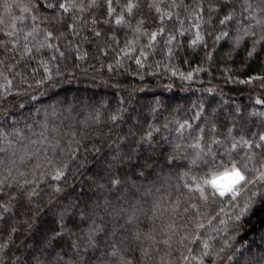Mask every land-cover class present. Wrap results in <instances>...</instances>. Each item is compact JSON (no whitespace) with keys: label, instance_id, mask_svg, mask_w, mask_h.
<instances>
[{"label":"trees","instance_id":"1","mask_svg":"<svg viewBox=\"0 0 264 264\" xmlns=\"http://www.w3.org/2000/svg\"><path fill=\"white\" fill-rule=\"evenodd\" d=\"M123 3H126V0H121V4ZM185 3L193 4V0H185ZM236 6H239L238 0ZM217 7L221 8V5L217 4ZM175 11H178L181 19L184 20L182 27L190 28L193 23L190 13L184 12L183 9ZM103 12L104 9L101 7L93 11L92 16L87 13L84 16L89 21L92 17L103 21L105 19ZM32 14L34 13L22 12L21 7L17 6L14 0H9L7 12L0 8V15H4L6 21L16 16ZM43 14L41 11V15ZM152 15H155L154 11ZM141 16L147 17L146 26L150 30H155L146 5L142 6L137 19ZM218 18H222V14H214L212 23L204 25L201 29L204 43L195 49L189 46L193 38L191 32H186L185 35L178 36L177 42H174L176 53L174 57L166 58L161 54L149 55L144 60L143 68H138L133 60H124L123 68H116L111 72L108 71L107 65L114 64L116 59L121 58L117 53L124 46L126 38H132V29L114 24L85 25L77 22L79 36L68 32L59 40L52 41L65 53L64 57H60L55 49H42L28 61L26 69H17L25 73L32 87L14 81V89L19 88L20 94L13 92L0 99V109H2L0 116L3 117L0 125L10 129L15 124L24 129L26 134L31 135V131L39 133L41 125L47 123L50 129H57L56 132L49 131V140H52L53 144L59 141V147L55 150L46 144L48 150L42 151L36 159L28 162L27 167L22 166L20 169L28 173V179L37 177L34 183L38 185L40 195L34 198V205H46L50 199L53 204L59 206L67 205L71 201L79 205L74 210L70 209V212L77 217L78 223L81 211L93 215L98 213L99 216L104 217L108 228L111 229L112 223H108L109 218L103 211L105 200L110 201L111 207L114 208H130L134 205L148 207L153 200H160L162 208L169 207L176 200H181L182 203L185 201L198 203V194H190L183 187L188 182L184 173L199 177L204 175L206 169L201 167L199 170H190L188 161L180 158L183 153L177 154L173 163H168L173 148L171 144L164 143L162 137L175 139L176 133L172 129L176 125L172 121L188 120L194 126L208 128L216 125L217 134L214 138L221 140L228 137L229 128L232 129V136L237 140L241 136L253 138L254 132L264 133V115H259L264 113V104L256 103L257 99L264 100V88L259 86V81L254 85L234 82L252 75H264V49L258 46L259 55L249 58L247 53L251 50V40L245 37L237 47L235 39L238 35V25L236 23L220 25ZM131 22L134 28L135 20ZM33 23L28 19L19 26L24 31H29ZM40 26L50 28V25L45 23H41ZM58 27L60 31H66L63 26ZM180 27L178 21L167 22L169 31ZM93 30L103 34L97 38L92 34ZM223 31L229 33L228 37L216 41L215 36ZM112 36H115V41L111 39ZM166 38L165 36L163 39ZM41 39L43 35L37 37V40ZM140 43L141 45L147 43V39L141 37ZM162 47V44L157 45V51ZM84 53L88 55L80 60L79 57ZM133 55L138 56L139 53ZM52 56H56L57 59L51 60ZM41 61H47V67L53 70V81H46L44 85L37 86L36 81L48 75L40 67ZM169 68L178 69L185 75L193 72V78L184 80L179 75L172 76ZM196 68L203 70L195 72ZM57 69L63 74L62 76L55 75ZM33 96L36 99H32ZM79 100H83L84 104H80L75 111L69 112V103L65 101L78 103ZM157 101L159 104L156 103ZM117 108L122 109L121 119L113 124L109 117ZM93 111L99 113L101 123H91L85 127L76 122L83 120L86 113ZM197 113L200 114V119H194ZM165 123L169 124V129L162 128L160 133H154L155 140L151 148L146 144L143 145L144 151H138L132 163H122L113 169L126 183L118 189L110 188L106 170L111 164L112 157L116 155L117 148L121 152H127L130 146H135L133 142L148 130L150 124L160 127ZM25 125H30L31 131ZM72 132L76 135L72 136ZM32 138L36 139L35 136ZM230 143V140H226L219 151L223 152L225 148L230 147ZM212 147L215 150L217 146ZM96 149H99V152ZM72 152H75L74 160L71 158ZM48 159L52 160V165H48ZM37 163L41 167L34 173L30 172L29 169ZM63 164H68L66 170L68 176L64 183L52 181L50 176L38 178L41 172L54 173L55 169L62 167ZM141 171L143 175H140ZM97 184H104V189H98ZM57 186L62 187L63 191L53 192V188ZM145 192L149 195L145 196ZM253 199L255 202L239 221H236L235 217L240 214L247 196L244 200L238 201L236 206L229 204L227 199L221 202L219 198L217 203L202 206L205 212L211 209L219 212L220 208L224 209L219 218L207 226L206 234L216 237L212 243L219 251V256L213 257L215 264H250V262L264 264V200L259 197ZM145 200L149 202L148 205H145ZM94 202L100 204L99 209L95 208ZM16 203L13 201L14 205ZM24 211V208L14 207L12 213L6 216V223L0 234V243L8 244L4 250L5 264H37L36 257H39L41 264H59L57 253H60L65 261L73 259L74 253L68 247V241L75 239L74 235L69 237L65 234L63 240L58 237L49 244L39 221L32 230H28L23 221L29 217L23 214ZM215 212L212 215H215ZM51 218L52 214L48 213L42 215L40 219L49 221ZM167 219L168 215L165 213L162 219L156 220V224L166 222ZM220 220L227 223L221 225ZM146 222L150 223L141 217L140 226L143 227ZM90 223L91 221H88L81 226L87 229ZM100 223L101 221L97 219V224ZM119 223H123V220ZM205 223L207 225V220ZM236 225L239 227H235ZM11 226L16 227L18 231L9 241L8 231ZM212 229H217L218 234ZM75 231L78 229H74ZM125 235L128 233L123 230L119 231L116 237H112L110 233L98 234L100 249L104 250L105 241L119 240ZM135 246V243H131L132 248ZM124 247L128 249V241L125 242ZM91 255L92 253H89L86 257L88 264H98L91 259ZM95 255L99 256L100 252H96ZM129 259L133 264H138L137 255H129Z\"/></svg>","mask_w":264,"mask_h":264},{"label":"snow or ice","instance_id":"2","mask_svg":"<svg viewBox=\"0 0 264 264\" xmlns=\"http://www.w3.org/2000/svg\"><path fill=\"white\" fill-rule=\"evenodd\" d=\"M14 3L21 7L22 12L34 14L16 16L8 21L4 15H0V57H2L0 58V99H4L13 92L20 94L19 88L14 89V81L17 84L32 87L25 73L17 69H26L28 61L34 58L35 53H40L42 49H55L60 57H64L65 53L60 51L52 41L59 40L68 32L79 36L77 22L85 25L88 23L92 25L114 24L132 29V38H126L124 46L117 53L121 58L116 59L114 64L107 65L110 72L116 68H123L124 60H133L138 68H143L144 60L149 55L161 54L166 58L174 57L176 55L174 42H177L178 36H183L186 32H191L193 38L189 46L195 49L204 43L201 29L204 25L212 23L214 14H222V18H218L220 25L227 26L230 23L238 25V35L235 39L237 47L245 37L251 40V50L247 53L249 58L259 55L258 46L264 49V0H238V7L236 6L237 0H215V2L193 0V4H186L185 0H126V3L123 4H121V0H14ZM217 4L221 5V8H218ZM144 5L149 10V17L155 30H150L146 26L147 17L141 16L137 19V14ZM101 7L104 9L105 19L103 21L95 17L89 21L84 16L85 13L92 16V12ZM0 8L7 12L9 0H0ZM177 9H183L184 12L190 13L193 20L190 28L182 27L184 20L181 19L180 13L175 11ZM41 11H43V15H41ZM153 11L155 15H152ZM205 14H207V18H205ZM28 19L34 23L29 31H24L19 25ZM133 19L135 20L134 28L131 22ZM173 20L178 21L181 27L169 31L167 22ZM41 23L50 25V28H42ZM58 26H63L66 31H60ZM92 34L98 38L103 33L93 30ZM40 35H43V39L37 40ZM228 35L227 31H223L215 36V40L219 41ZM165 36L167 38L163 39ZM141 37L146 38L147 43L141 45ZM111 39L116 40L115 36H112ZM161 44L163 47L157 51V45ZM137 52L138 56L133 55ZM17 54L19 55L17 56ZM87 55L88 53H84L79 59L83 60ZM56 59V56L51 57V60ZM157 63L159 64V62ZM40 67L48 75L36 81L37 86L44 85L46 81H53V70L47 67V61H41ZM202 70L201 68L194 69L195 72ZM169 71L172 76L179 75L184 80L193 78V72H188L185 75L175 68H169ZM55 75L62 76L63 74L57 69ZM258 81L260 82L259 86L264 88V75H252L247 79L234 82L254 85ZM32 99H36V97L33 96ZM65 102L69 103V112L75 111L80 104H84L83 100H79L78 103ZM156 103L159 104V101ZM256 103L264 104V100L257 99ZM121 111L122 109L117 108L109 117L113 124L121 119ZM259 115H264V113H259ZM2 119L3 117L0 116V120ZM194 119H200V114L197 113ZM76 122L88 127L91 123H101V120L99 113L93 111L86 113L83 120ZM172 123L176 125L172 129L176 133L175 139L169 140L168 137H162V141L171 144L173 148L172 154L168 157V163H173L177 154L183 153L180 158L188 161L190 170H199L201 167L206 169L204 175L199 177L188 176V173H184L188 182L183 187L190 194H198V203L190 201L182 203L181 200H176L169 207L162 208L160 200H153L148 207L134 205L130 208H114L111 207L110 201L105 200L103 211L109 218L108 223H112L111 229L108 228L104 217L99 216L98 213L93 215L81 211L78 223L77 217L70 212V209L74 210L79 205L71 201L63 206L53 204L51 199L46 205L33 204L34 198L40 195L38 185L34 183V179L37 177L28 179V173L20 169L22 166L27 167L28 162L36 159L42 151L48 150L45 147L46 144L50 145L53 150L59 147V141L57 140L53 144L48 136L49 131L56 132L57 129H50L49 125L44 123L41 125V131L36 133L31 131L30 125H25L31 131V135H28L24 129L15 124L10 129L0 125V234L3 232L6 216L12 213L14 207H19L24 208L23 214L29 217L23 221L28 230H32L36 222L39 221L49 244L58 237L63 240L65 234L69 237L75 236V239L68 241V247L74 253L73 259L65 261L61 254L57 253L59 264H88L86 257L89 253H92L91 259L97 261L98 264H133L129 255H137L138 264H215L213 257L219 256V251L212 243L216 237L206 234L207 226H210L213 220L218 219L224 209L220 208L219 212H215V209L205 212L202 210V206L217 203V198L221 202L227 199L229 204L236 206L238 201L244 200L247 196V200L240 209V214L235 217V220L239 221L255 202L253 198L259 197L264 200V133L254 132L252 133L253 138L241 136L237 140L232 136V129L229 128L228 137L221 140L214 138L217 134L216 125L211 128L194 126L188 120L172 121ZM162 128L169 129V124L165 123L160 127L150 124L148 130L133 142L134 147L130 146L127 152H121L117 148L116 155L112 157L111 164L106 170L110 188L118 189L119 186L126 183L113 169L122 163H132L136 153L144 151L143 145L146 144L151 148L155 140L154 133H160ZM71 135L75 136L76 133L72 132ZM33 136L36 139H33ZM226 140L231 141L230 147L220 152L219 148L224 145ZM213 145L217 146L215 150ZM96 151L99 152V149ZM241 153L243 154L241 155ZM71 158L75 159V152H72ZM47 163L52 165L53 162L48 159ZM147 166L145 165V167ZM40 167L41 165L37 163L29 171L34 173ZM67 169L68 164H63L62 167L56 168L54 173L41 172L38 178L50 176L52 181L64 183L68 176ZM140 175H143L142 171ZM104 187V184H97L98 189H104ZM62 191L63 188L60 186L53 188L55 193ZM147 195L149 193L145 192V196ZM13 201L17 202L16 205L13 204ZM144 203L145 205L149 204L147 200ZM95 208L99 209L100 204L95 203ZM54 209L58 210L54 211ZM213 212L215 215H212ZM48 213L52 214L51 220L40 219L42 215ZM165 213L168 215L167 221L156 224V220L162 219ZM141 217L150 223L146 222L141 227ZM97 219L101 221L100 224H97ZM120 220H123V223H119ZM205 220H207V225ZM88 221L91 223L87 229L83 228L81 225L87 224ZM219 223L225 225L227 222L220 220ZM133 227H135L134 231ZM235 227H239V225ZM74 229H78V231L74 232ZM121 230L127 232L128 235L122 236L119 240L105 241L104 250L100 249L98 234L108 235L110 233L112 237H116ZM17 231L16 227H10L9 241ZM212 231L218 234L217 229H212ZM126 241L129 242L127 250L124 247ZM131 243H135V248L131 247ZM7 247V243H0V264H5L6 253L4 250ZM96 252H100V255L96 256ZM36 262L41 264L39 257H36Z\"/></svg>","mask_w":264,"mask_h":264}]
</instances>
